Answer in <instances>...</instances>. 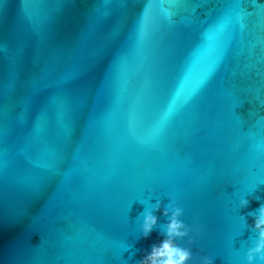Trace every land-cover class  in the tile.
Listing matches in <instances>:
<instances>
[{
    "label": "water",
    "instance_id": "95a60500",
    "mask_svg": "<svg viewBox=\"0 0 264 264\" xmlns=\"http://www.w3.org/2000/svg\"><path fill=\"white\" fill-rule=\"evenodd\" d=\"M170 204L194 261L258 238L264 0H4L0 264H140Z\"/></svg>",
    "mask_w": 264,
    "mask_h": 264
},
{
    "label": "clouds",
    "instance_id": "9594fccd",
    "mask_svg": "<svg viewBox=\"0 0 264 264\" xmlns=\"http://www.w3.org/2000/svg\"><path fill=\"white\" fill-rule=\"evenodd\" d=\"M248 204L247 197L240 199V206L247 207ZM160 207L161 204L157 201L155 210H159ZM183 214L184 209L174 204L164 209V215L169 216L163 230L165 238L158 245H153L152 251L140 264H213V257L209 255H203L198 261H194L191 247H181L176 243L177 238L183 237H188L189 243L195 240L193 230L180 219ZM158 222L159 218L153 209L145 212L143 234L149 235ZM254 228L258 231V238L254 245L247 249L242 264H264V205L259 208L258 214H255Z\"/></svg>",
    "mask_w": 264,
    "mask_h": 264
},
{
    "label": "snow or ice",
    "instance_id": "6c2138e0",
    "mask_svg": "<svg viewBox=\"0 0 264 264\" xmlns=\"http://www.w3.org/2000/svg\"><path fill=\"white\" fill-rule=\"evenodd\" d=\"M4 3V0H0V6H2Z\"/></svg>",
    "mask_w": 264,
    "mask_h": 264
}]
</instances>
